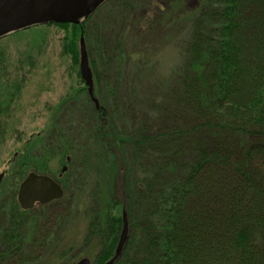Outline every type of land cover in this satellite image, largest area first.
<instances>
[{
	"label": "trees",
	"instance_id": "trees-1",
	"mask_svg": "<svg viewBox=\"0 0 264 264\" xmlns=\"http://www.w3.org/2000/svg\"><path fill=\"white\" fill-rule=\"evenodd\" d=\"M151 1L108 0L79 24L35 25L0 39V147L47 29L63 31L77 80L49 108L53 140L28 141V149L41 145L40 155L17 150L2 180L21 182L31 165L49 172L56 158L70 169L77 156L98 162L110 213L87 226L82 247L98 246L92 264L113 257L123 211L128 239L114 264H264V0H161L140 14ZM174 33L179 63L157 73L148 50ZM22 37L30 41L13 58L5 42ZM81 117L83 142L73 147L79 140L62 130ZM68 172L56 177L65 187ZM35 209L20 210L15 181L0 193V264L37 261L34 250L56 246L73 212L47 227Z\"/></svg>",
	"mask_w": 264,
	"mask_h": 264
},
{
	"label": "rangeland",
	"instance_id": "rangeland-1",
	"mask_svg": "<svg viewBox=\"0 0 264 264\" xmlns=\"http://www.w3.org/2000/svg\"><path fill=\"white\" fill-rule=\"evenodd\" d=\"M162 1L154 0L143 6L141 12H151L154 7H160ZM195 0L190 2L191 7L195 5ZM151 4V5H150ZM139 14V15H140ZM103 14H99V18ZM98 18V19H99ZM123 30H127L124 27ZM45 37L41 42V53L37 58V65L29 76V79L24 85V89L21 93V98L17 103L16 110L13 117L8 121L7 139L6 142L0 147V173H3L7 169V163L11 157L18 156L17 150L25 151V145L28 141H35L37 135L43 137V144L48 145L56 135L53 130H46L45 125L50 119L51 111L49 108L53 107L62 97H64L69 88L77 83L75 72H73L70 60L66 54H63L62 44L60 39L63 36V31L56 28H49L45 33ZM173 37L168 39L170 43L165 41L160 46L158 41H155V45L149 48L148 60L152 61L156 66V72L161 74H167L168 71L179 63L180 55L176 51V44L181 35L176 38L175 33ZM30 41L29 37H22V39H12L9 43L5 42L13 58H17L19 50L25 48V42ZM157 46V47H156ZM162 47V48H161ZM65 121H69L70 118L64 116ZM68 124L67 129H70L71 125L75 126L73 130L67 131L74 139H78L79 142L72 141L73 147L78 144H82L85 130H79L77 124L82 127L83 119L78 123L72 121ZM33 147V143H31ZM33 147L28 149V155L34 157L40 155V147ZM66 162L59 163V159H52L47 168L49 172H38L32 165L26 167V176L28 173L33 172L39 175H46L56 180V177L61 173V169L66 167L63 174L69 169V178L66 180V187L61 183L60 186L63 189V195L65 200L62 203L50 204L46 208L40 209L35 207V215L43 216L42 223L45 226H49L51 223L56 222L57 218L61 214L67 215L68 209H73L64 223V232L60 236L57 245L49 248H37L34 250L36 255H39V259L32 264H74L82 258H87L92 264V256L96 254L98 246L94 244L92 247L83 248L82 243L85 239L87 226L91 223L93 218H97L102 223L103 218L110 213L106 209V206L110 200L109 193L106 186V176L101 177L97 175L96 166L100 164L97 162L94 164L93 160L86 159L87 162H80L77 156L76 162L70 166L68 160ZM27 164H30L31 162ZM17 164H19L17 162ZM96 165L94 167V165ZM106 164V163H105ZM49 166V167H48ZM18 166L15 165V172L18 171ZM61 175V177H62ZM25 176V177H26ZM7 177V175H6ZM6 177L0 183V193L5 189L11 188L15 181V199L18 186L20 182H17V178L6 179ZM17 203V202H16ZM74 247L71 254H68L63 259H57V254L68 247ZM56 254V255H55ZM53 258L54 260H50Z\"/></svg>",
	"mask_w": 264,
	"mask_h": 264
},
{
	"label": "water",
	"instance_id": "water-1",
	"mask_svg": "<svg viewBox=\"0 0 264 264\" xmlns=\"http://www.w3.org/2000/svg\"><path fill=\"white\" fill-rule=\"evenodd\" d=\"M108 0H0V39L35 25L79 24L93 14ZM80 71L86 83L89 74L86 68V53L83 40L80 39ZM68 160V159H67ZM66 167L61 169V177ZM3 174H0V183ZM63 189L53 178L33 172L20 182L16 202L22 211H30L35 206H44L60 200ZM121 231L113 257L105 264H114L120 257L128 239V222L126 214H121ZM74 264H91L82 258Z\"/></svg>",
	"mask_w": 264,
	"mask_h": 264
},
{
	"label": "flooded vegetation",
	"instance_id": "flooded-vegetation-1",
	"mask_svg": "<svg viewBox=\"0 0 264 264\" xmlns=\"http://www.w3.org/2000/svg\"><path fill=\"white\" fill-rule=\"evenodd\" d=\"M35 207H39V206H35ZM35 207H34V208H35ZM34 208H33V209H34Z\"/></svg>",
	"mask_w": 264,
	"mask_h": 264
}]
</instances>
